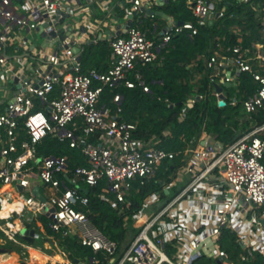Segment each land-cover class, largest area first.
Returning a JSON list of instances; mask_svg holds the SVG:
<instances>
[{"label":"built area","instance_id":"1","mask_svg":"<svg viewBox=\"0 0 264 264\" xmlns=\"http://www.w3.org/2000/svg\"><path fill=\"white\" fill-rule=\"evenodd\" d=\"M131 1L122 23L112 0H0V77L15 86L0 109L1 237L31 244L24 235L31 228L36 237L41 235L40 214L55 233L75 237L91 251L85 260L65 255L58 264H194L202 256L214 259L212 264H232L220 241L224 229L240 234L242 259L255 252L264 255V138L259 135L264 124L228 145L192 138L182 162L159 177L160 169L173 163L180 151L160 146L155 133L136 134L138 120L126 121L102 103L107 87L150 91L139 65L155 61L174 34L198 32L194 21L179 19L166 25L160 36L150 37L134 17L143 5V11L154 15L150 9L156 0ZM186 2L199 23L213 13L224 14L218 0ZM106 30L111 65L84 71L76 47L94 42L95 34ZM234 33L237 40L230 53L212 54L207 63L216 75L223 72L222 82L229 87L243 72L251 73L259 87L243 100V107L252 113L264 106V57L255 67L241 29ZM213 83L220 105L225 104V87L216 79ZM200 98L197 94L188 103ZM122 99L116 92L112 101ZM42 104L47 112L39 108ZM47 135L80 147L86 163L72 166L70 154H37L36 144ZM35 179H40L36 187L44 199L34 192ZM153 180L160 189L144 198L125 242L106 235L91 219L89 187L104 183L102 198L129 206L130 195ZM247 213L251 225L243 223Z\"/></svg>","mask_w":264,"mask_h":264},{"label":"trees","instance_id":"2","mask_svg":"<svg viewBox=\"0 0 264 264\" xmlns=\"http://www.w3.org/2000/svg\"><path fill=\"white\" fill-rule=\"evenodd\" d=\"M168 8L182 19L194 21L198 25V32L192 34L184 30L174 34L167 47L161 50L160 56L142 67L150 91H144L139 86L107 87L101 97L102 103L107 104L109 99L112 101L116 92H120L123 95L122 101L114 103L120 108V118L126 121L138 120L139 130L136 134L149 136L155 133L161 138L160 146L168 150L180 151L173 163L165 164L160 169L159 177H165L168 170H172L173 165L177 166L182 162L181 156L187 144L204 130L215 134L217 140L228 145L253 127L264 124V106L252 113H247L243 107V100L259 87V83L250 72H243L237 77L234 85L226 88L225 105L221 106L218 103L213 79L217 80L220 75L215 74L213 67L209 66L207 61L213 54L216 37L222 41L227 39V42H236L237 34L229 29V19L220 17L213 24L202 25L195 18L186 0H173ZM235 9L231 7L230 11ZM249 14L250 18L246 19L245 24L241 22L242 29L245 31L249 28L255 32L262 27V24L253 15L251 16V13ZM249 40L251 37L245 35L244 42L247 43ZM98 43L99 47L105 44L103 41ZM96 46L85 47L84 64L91 62L95 65L94 61L98 59V55H95L96 51L101 49V47L97 49ZM96 68L100 69L97 66ZM197 94L201 95V98L190 105L189 98ZM233 95L237 97L236 103L232 102ZM171 102L176 104L171 107ZM20 123L24 134L26 131L24 118H20ZM166 130H169V133L165 135ZM259 135L264 138V132H260ZM36 149L39 155L70 154L72 166L86 163L80 147H71L67 141H60L50 135L38 142ZM102 184L104 183L88 189L89 215L106 235L123 243L130 235V228L134 229L131 223L134 222L135 212L142 207L143 200L149 193L160 189V183L153 180L131 194L129 206L122 203L115 205L112 201L102 198L100 196ZM46 231L53 235V246L73 261L85 260L91 253L90 249L83 246L75 237L63 236L61 231L58 233L53 230ZM220 241L222 247L228 251L233 264H264V255L260 252L242 259L240 254L243 249L236 240L235 234L230 231L224 229ZM0 264L21 263L17 255L0 253ZM199 264L203 263L199 262Z\"/></svg>","mask_w":264,"mask_h":264},{"label":"crops","instance_id":"3","mask_svg":"<svg viewBox=\"0 0 264 264\" xmlns=\"http://www.w3.org/2000/svg\"><path fill=\"white\" fill-rule=\"evenodd\" d=\"M113 1V10L114 12L117 14L116 16L119 18L120 22H125V7L126 6H130L132 4L131 0H112ZM173 0H161V3H158L156 1H154L151 6L152 8L155 9V14L154 15H148L147 12L143 11L142 9H140L134 17V23L138 24L142 29H144L147 34L150 37H158L163 33V30L165 28L166 25H168L169 23L182 19L176 12H172L169 8L168 5L170 4V2ZM187 3V2H186ZM147 4V3H146ZM218 7L219 9L224 11V14L220 17H226L229 19V29L231 31L234 32V30L236 31L237 29H241L242 31V35L243 36H247L249 35L251 37V40L247 41V43H245L246 45H248L249 47H251V51L249 54L250 60L253 63V65L255 67H260L261 66V62H262V58L264 57V0H218ZM231 7H235L236 9L234 11H230ZM251 11V12H249ZM94 12V11H93ZM96 13V12H95ZM251 16L253 15L255 19L259 20V22H261L262 27L258 28L255 32L252 31L251 29H246L245 31L242 29V24L241 22H244L243 24H245L246 19L250 18V14ZM98 14V13H96ZM220 17H215L214 13L211 14L208 19H206L204 22H200V24L202 25H206L208 24H213L214 22H216ZM195 18L197 19V17L195 16ZM198 21V20H197ZM26 32V31H25ZM99 32V31H98ZM95 34L96 40L90 44H87L85 42H82L80 44L81 46V50L79 52H81L82 54V60H81V65H82V69L88 70L91 67H99L101 70H105L107 69L111 63H112V54H111V48L109 45V42L107 40V33L106 31L104 32V34L102 36H99V33ZM254 32V33H253ZM36 33H33V35L35 36ZM36 38V37H35ZM100 41L105 42L104 46L101 45V49L100 51H96L95 55H98V59H96L94 61L95 65H92V63L90 62L89 64H84V50L85 47L87 46H96L97 49H99V43ZM233 44V42L228 41L227 39L225 41H222L219 37H216V44L213 46V54H218V55H224V54H229L230 53V49L229 47H231V45ZM40 47H44L41 43ZM204 59V56H202ZM13 59V58H12ZM85 65L87 66L85 68ZM144 65H139V67H143ZM218 75L219 78L217 79L218 82L222 83V85L225 87L224 88V94L226 95V99H227V90L226 88L229 87L228 85L226 86L223 82H222V73H219ZM0 80L2 81V85H5V90H1L0 91V109H3V107L6 106L7 100L12 96L13 94V90L15 88L14 84L11 81H3L2 77H0ZM237 81V78L235 80H233V83L231 84L234 85ZM7 84L9 86H7ZM1 86V85H0ZM56 92L58 93V91L54 92V95L56 94ZM234 98L237 99L236 96H232ZM231 97V99H233ZM218 103H219V98H218ZM226 104V103H225ZM223 104V105H225ZM220 105V103H219ZM221 105V106H223ZM41 110L43 111H48L47 108L45 107L42 108L39 107ZM119 107H117L116 111L118 110ZM262 133L264 132V129L261 131ZM2 135V134H0ZM201 136V144L205 143L206 141L209 142H215V143H221L223 145H226L224 143H222L221 141L216 139L215 134L212 133H208L206 132V130H204L199 137ZM195 138V137H194ZM204 141V142H203ZM33 184L36 187V184H41L40 179H35ZM87 190V188H86ZM169 191V190H168ZM167 191V193H168ZM243 223L244 225L248 224L251 225V221H250V213H247L244 217H243ZM228 230V229H226ZM231 233L235 234L236 236V240L239 243V237L240 234L236 231H231L228 230ZM43 234H46V238H44V243L45 245H49V246H53L52 241H53V235L43 232ZM10 241L3 239L0 235V248L5 249L3 251H0L1 254L3 253H7V254H14V256H18V258H22L21 260V264L23 261V258L30 255L31 256V248L40 252H43L42 249L45 247H39L38 248H34L32 247L33 245L29 244V245H24L21 241L20 242H13V245L18 246L19 248H7L5 247V245H7ZM28 244V243H27ZM240 244V243H239ZM242 247V246H241ZM54 249H56L53 246ZM57 253L62 254L63 256H65V254L61 251H56ZM29 253V254H28ZM242 253V252H241ZM46 254V253H45ZM241 256V254H240ZM28 264V261H25ZM233 264V263H232Z\"/></svg>","mask_w":264,"mask_h":264},{"label":"rangeland","instance_id":"4","mask_svg":"<svg viewBox=\"0 0 264 264\" xmlns=\"http://www.w3.org/2000/svg\"><path fill=\"white\" fill-rule=\"evenodd\" d=\"M35 41L37 42L38 45H40V41H39V40H37V39L35 38ZM6 81H7V80H6ZM1 82H2V81L0 80V85L2 86V83H1ZM7 86H9V85L7 84ZM1 90L3 91V90H5V88H2V87H1L0 91H1ZM107 105H108V106H111V107L113 108V111H116V110H117L118 105H116V104H115L113 101H111L110 99L108 100ZM42 108L45 109V107L43 106V104H42ZM85 185H86V184H85ZM48 220H49V219L46 218L45 216L40 215V214L38 215V217H37V222H38V224H39V230H40L41 232H46V230H51L50 227H49V221H48ZM0 235H1V233H0ZM43 243H44V238H38L33 244H35L36 246L42 247V248H43V246H45V247L42 249L43 253H44V252H46V253H51V255L54 254V253H57V252H56L57 249H54L53 246L45 245V244H43ZM52 244H53V243H52ZM5 247H7V248H11V247H13V248H19L18 246L13 245V242H12V241H10L7 245H5ZM19 249H20V248H19ZM46 249L49 250V251H46ZM50 251H51V252H50ZM28 254H29V253H28ZM20 259L22 260V258H19V263H21V260H20ZM209 259H210V261H209ZM23 260L29 262V261H30V255L24 257ZM56 261H57V260H55L54 264H58ZM208 261H209V262H208ZM199 262H201V263H203V264H208V263H209V264H212V263L214 262V259H212V258H210V257L202 256V257L196 259V261L194 262V264H199ZM45 264H52V259L49 260V261H47Z\"/></svg>","mask_w":264,"mask_h":264},{"label":"bare ground","instance_id":"5","mask_svg":"<svg viewBox=\"0 0 264 264\" xmlns=\"http://www.w3.org/2000/svg\"><path fill=\"white\" fill-rule=\"evenodd\" d=\"M38 238H46L45 235L43 234V232H41V235L39 237L35 236V241ZM34 241V242H35ZM34 242H31L33 245L32 247L34 248H38V246H36L35 244H33ZM46 251H49L46 249ZM51 252V251H50ZM46 252H40L37 250H34L31 248V256H30V261L28 262V264H45L47 261L52 259V264H54L55 260H65L66 258L60 254V253H54L51 255V253H46Z\"/></svg>","mask_w":264,"mask_h":264},{"label":"water","instance_id":"6","mask_svg":"<svg viewBox=\"0 0 264 264\" xmlns=\"http://www.w3.org/2000/svg\"><path fill=\"white\" fill-rule=\"evenodd\" d=\"M156 2L161 3V0H156ZM146 8H147V5H143L141 9H142V10H145ZM150 10L153 11V10H155V9L153 8V9H150ZM154 12H155V11H154ZM135 13H137V12H135ZM135 13H134V14H135ZM106 33H108V30H106ZM102 35H103V31H99V36H102ZM80 50H81V47L77 46V47H76V51L79 52ZM218 88L221 89L222 87H221V86H218ZM219 103H222V102H219ZM203 142H204V141H203ZM85 190H86V189H85ZM34 192L37 194L38 197L44 199L43 195H42L41 192H40L39 187H35V188H34ZM35 232H36V230H35L34 228L27 229V230H26V233H25V235H24V238H25L27 241H29V242H34V241H35ZM208 243H209V244H213V241H212L211 238L208 239ZM3 250H5V249L0 248V251H3ZM209 255H212V253L209 252ZM22 264H27V263H26L25 261H23Z\"/></svg>","mask_w":264,"mask_h":264}]
</instances>
